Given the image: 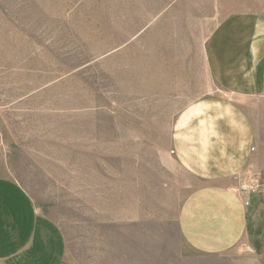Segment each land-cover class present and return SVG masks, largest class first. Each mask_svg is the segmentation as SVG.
<instances>
[{"label":"rangeland","instance_id":"rangeland-1","mask_svg":"<svg viewBox=\"0 0 264 264\" xmlns=\"http://www.w3.org/2000/svg\"><path fill=\"white\" fill-rule=\"evenodd\" d=\"M192 3L0 0V166L59 226L64 264H264L260 242L200 255L178 229L197 182L174 126L220 94Z\"/></svg>","mask_w":264,"mask_h":264},{"label":"crops","instance_id":"crops-1","mask_svg":"<svg viewBox=\"0 0 264 264\" xmlns=\"http://www.w3.org/2000/svg\"><path fill=\"white\" fill-rule=\"evenodd\" d=\"M192 1L211 24L206 57L220 94L191 104L174 126L172 156L197 182L180 236L200 255L264 249V0ZM246 173L260 186L247 197L236 187ZM66 250L59 226L0 166V263L64 264Z\"/></svg>","mask_w":264,"mask_h":264},{"label":"built area","instance_id":"built-area-1","mask_svg":"<svg viewBox=\"0 0 264 264\" xmlns=\"http://www.w3.org/2000/svg\"><path fill=\"white\" fill-rule=\"evenodd\" d=\"M256 183H251V186L249 187V188H246V187H242L241 188V194H242V196H248L249 194H251V193H253V192H255V188L254 187H256ZM246 205H248V202L246 203Z\"/></svg>","mask_w":264,"mask_h":264}]
</instances>
